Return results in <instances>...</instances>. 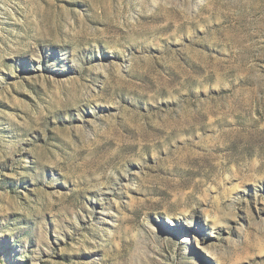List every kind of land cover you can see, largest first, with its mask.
Segmentation results:
<instances>
[{
    "label": "rangeland",
    "instance_id": "374dc122",
    "mask_svg": "<svg viewBox=\"0 0 264 264\" xmlns=\"http://www.w3.org/2000/svg\"><path fill=\"white\" fill-rule=\"evenodd\" d=\"M0 264H264V0H0Z\"/></svg>",
    "mask_w": 264,
    "mask_h": 264
}]
</instances>
